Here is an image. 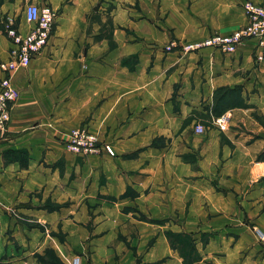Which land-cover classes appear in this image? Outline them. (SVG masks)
<instances>
[{"label": "crops", "instance_id": "0c3cea01", "mask_svg": "<svg viewBox=\"0 0 264 264\" xmlns=\"http://www.w3.org/2000/svg\"><path fill=\"white\" fill-rule=\"evenodd\" d=\"M138 1V14L144 16V0ZM246 1L264 7V0ZM18 2L48 5L56 13V24L47 47L11 79L19 97L11 107L7 131L0 136L2 221L9 219L3 213L9 210L28 212L47 223L63 219L68 208L62 207L60 215L48 213L42 209L44 203L49 199L62 203L71 196L77 200L71 207H78V200L86 195V180H93L87 194L117 200L107 205L110 212L134 206L130 197L120 198L128 188L138 194L135 203L144 210V172L157 166L153 175L161 177L160 159L147 166L144 153L131 160L121 154L144 147L159 135H176L174 146L182 153H194L195 116L208 111L214 92L222 87H242L243 98L264 116V48L255 39L244 41L232 54L208 48L165 53L153 44L154 39L144 42V33L132 26L133 9L122 2L118 5V0H0V17L8 15V4ZM203 2L193 0L191 24L187 30H173L176 38L190 35L195 42L208 37L209 29L221 28L229 34L246 24L245 0H227L223 13L218 6L214 20L200 21L204 16L198 8ZM94 14L112 19L110 40L90 22ZM16 28L25 34L31 26L22 20ZM132 33L141 37L140 42H132ZM2 38L0 34V61L7 60L11 47ZM108 41L114 45L110 47ZM227 114L226 138L201 143L198 168L181 155L174 159L168 177L179 180L173 193L187 200L182 210L189 212L188 227L206 235L203 244L199 235L194 237L200 255L197 264H264V164L256 162L264 143L247 110ZM77 128L97 135L115 156L102 154L84 161L72 155L65 142ZM9 151L26 152L27 167L7 158ZM156 189L151 196L163 195L161 188ZM126 219L116 220V227L126 224ZM146 233L138 238L136 254L105 248L101 257L100 248H94L95 264H151L162 259L163 264H182L166 247L162 234ZM114 236L105 238L110 241ZM153 237L145 250L143 242Z\"/></svg>", "mask_w": 264, "mask_h": 264}, {"label": "rangeland", "instance_id": "374dc122", "mask_svg": "<svg viewBox=\"0 0 264 264\" xmlns=\"http://www.w3.org/2000/svg\"><path fill=\"white\" fill-rule=\"evenodd\" d=\"M226 1L211 0V2H208V0H204L200 4V8H198V11H201L202 16H204L200 21L210 17L214 20L219 14L215 8L221 6L220 11L223 13ZM120 2H122L124 7L133 9L132 21L134 24L132 26L137 28L140 34L144 33L142 35L144 42L151 43L150 40L154 39L153 44L162 48L165 53L173 51L181 53L178 46L193 43L191 41L194 40H191L190 35H180L176 38L173 32V30H187L191 24L192 20L189 15L194 4L193 0H144V16L138 14L140 13L138 0H118V5H120ZM27 4L29 2L8 4V15L5 14L0 17V34L4 37L2 38L3 40H7L6 31L9 28H16L20 21H24L23 12ZM210 6L212 10H210ZM180 15L184 17L182 18ZM118 21H120L119 18ZM90 22L95 23L97 27L99 26L101 32L105 31L104 34L102 33L103 37L108 40L111 39L112 19L108 17L101 18L100 15L94 14ZM242 27L232 31H237ZM209 32V36L216 33L225 35L224 33H226L221 28L209 29ZM135 36L133 34L134 39L132 42H140L141 37L136 36V38ZM199 40L202 41L201 39ZM108 42L110 47L114 45L112 41ZM172 44L174 46H171ZM167 47H170V49L168 50ZM134 60H136V57L132 58V61ZM255 62L259 61L255 59ZM235 109L248 111L250 120L255 125L257 132L261 134L264 143V116L262 111L257 106L249 104L243 98L242 87H222L214 92L213 102L208 111L205 114L199 112L195 116L196 122L193 134L198 146L195 148L196 151L194 153H182L180 148L175 147L174 137H177L176 135H159L151 138L146 146L144 145V147H138L131 152L121 154L123 159L131 160L144 153V161L147 166L151 165L150 161H158L160 159L159 169L161 170V177L153 175V173L157 172V166H150L149 170L146 168L144 172V210L135 203L138 194L128 188L126 193L120 198L126 199L130 197L134 206L124 207L118 212H110L107 209V205H112L117 200L106 194H87L88 187H90L93 180H90L89 183L86 180V195L78 200V207H71L72 205H77L75 204L77 200L71 199V196L62 203L51 199L44 203L42 209L48 213L60 215L62 207L68 208L64 212V218L54 221V223H47L24 211L9 210L3 212L8 215L9 219L2 221L1 218L3 217L2 215L0 216V264H71L76 257L80 258L81 264H95L94 248H100L101 257L104 256L102 250L105 248H111L114 251L116 249L133 250L134 254H136L138 238L147 234L146 232L152 233V236L162 234L166 247L180 258L182 264H197L200 261V255L196 249L194 237L199 235L203 244L206 235L203 231H192L194 228L188 227L187 218L189 212L182 210V202L187 200L179 192L173 193L174 187H177L179 180L168 177V172L173 170L174 159L181 155L183 161H189L192 168L197 169L200 154L202 155L201 143L209 138H217L223 141L226 138L228 120L230 118V114L227 113ZM196 126L203 128L201 133L196 132ZM239 127L236 126L234 129L240 131ZM73 130L75 129L70 132ZM95 136L97 142L91 150H76L67 146L66 148L72 155L84 161H87L90 156H101L102 154L114 157L115 152L110 154L104 149L108 144H104L97 135ZM110 148L112 150L111 146ZM165 158L167 159L165 160ZM256 162L264 164V147L257 155ZM166 164L168 171H165ZM98 184H101L99 180ZM212 186L217 190L219 189L215 181L212 182ZM156 188H161L159 191L163 195L151 196L152 189L157 190ZM103 206H106V209H103ZM79 207H82V210ZM126 217L131 218L133 221L126 219ZM120 218H125L127 223L121 227L119 223L116 227L115 221ZM134 221L143 223L144 228L139 229ZM108 235H116V237H112L109 241L106 239L107 237L105 238ZM100 238H102L101 241ZM154 240L155 238L153 237L143 242V248L145 250L148 249ZM165 261V259H162L151 264H163Z\"/></svg>", "mask_w": 264, "mask_h": 264}, {"label": "built area", "instance_id": "2783aa9c", "mask_svg": "<svg viewBox=\"0 0 264 264\" xmlns=\"http://www.w3.org/2000/svg\"><path fill=\"white\" fill-rule=\"evenodd\" d=\"M246 24L239 30L229 34H212L202 41L187 43L180 48L181 53H192L204 48H215L224 54H232L246 40L255 39L264 48V7L251 1L243 5ZM24 20L31 26L30 30L21 34L17 28L6 31L11 47L7 60L0 61V136H4L11 119V107L19 97V92L12 84L13 74L27 68L31 60L47 47L56 24V13L48 5L29 3L23 12ZM171 46H174L172 44ZM176 47V46H175ZM169 50L170 47H167ZM197 133L203 128L196 126ZM66 146L76 150H91L97 142L96 136L86 128L75 129L66 137ZM105 151L113 154L109 146ZM71 264H81L80 258H74Z\"/></svg>", "mask_w": 264, "mask_h": 264}, {"label": "trees", "instance_id": "16d2710c", "mask_svg": "<svg viewBox=\"0 0 264 264\" xmlns=\"http://www.w3.org/2000/svg\"><path fill=\"white\" fill-rule=\"evenodd\" d=\"M5 156L7 158L11 157L12 159L18 161L20 164V167H22V168L27 167V154H26V152L9 151V152H6Z\"/></svg>", "mask_w": 264, "mask_h": 264}]
</instances>
